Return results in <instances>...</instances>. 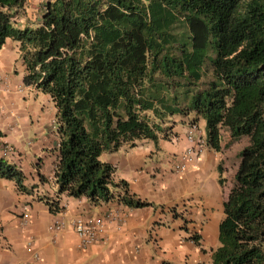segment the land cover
Listing matches in <instances>:
<instances>
[{
	"label": "trees",
	"instance_id": "trees-1",
	"mask_svg": "<svg viewBox=\"0 0 264 264\" xmlns=\"http://www.w3.org/2000/svg\"><path fill=\"white\" fill-rule=\"evenodd\" d=\"M28 1L0 0V50L16 43L22 85L55 109L57 194L149 206L99 157L156 143L175 115L200 118L216 153L223 131L246 139L210 264H264V0H45L18 28ZM0 179L27 192L2 158Z\"/></svg>",
	"mask_w": 264,
	"mask_h": 264
},
{
	"label": "crops",
	"instance_id": "crops-1",
	"mask_svg": "<svg viewBox=\"0 0 264 264\" xmlns=\"http://www.w3.org/2000/svg\"><path fill=\"white\" fill-rule=\"evenodd\" d=\"M23 75L17 45L7 42L0 50V158L24 174L27 192L0 179V264H210L225 206L218 153L206 146L197 162L181 173L174 169L187 148L206 142L204 121L190 124V116L175 115L156 143L103 153L99 159L115 169L114 181L126 182L149 206L93 205L57 194V125L45 116L53 105L24 87ZM193 125L198 132L190 136ZM53 203L58 212L50 210ZM89 218L103 227L83 246L74 223Z\"/></svg>",
	"mask_w": 264,
	"mask_h": 264
},
{
	"label": "rangeland",
	"instance_id": "rangeland-1",
	"mask_svg": "<svg viewBox=\"0 0 264 264\" xmlns=\"http://www.w3.org/2000/svg\"><path fill=\"white\" fill-rule=\"evenodd\" d=\"M44 1L45 0H29L25 8L19 10L13 16V22L16 27L23 28L25 26H32L33 24H36L37 20L43 12L42 5L44 4ZM52 108L50 107L49 110L45 112V116L48 119L50 117H54V119H56V112L53 111ZM199 120L200 118H195L193 119L194 122H192L195 124H199ZM164 129H167V127H164ZM245 144V138L237 141H232L226 131L222 132V147L220 152L218 153L217 167L218 170H221V178L224 180L223 186L220 188L224 203L233 191V175L239 162V152Z\"/></svg>",
	"mask_w": 264,
	"mask_h": 264
},
{
	"label": "built area",
	"instance_id": "built-area-1",
	"mask_svg": "<svg viewBox=\"0 0 264 264\" xmlns=\"http://www.w3.org/2000/svg\"><path fill=\"white\" fill-rule=\"evenodd\" d=\"M197 132V127L195 125L191 126L190 136H192V133ZM199 140L200 142L185 150L182 162L176 164L174 167L178 173L183 172L187 166L194 164L202 156L203 150L206 147V142L204 140L202 141V139ZM63 226V223H61L56 225L55 228L62 230ZM102 227L103 221L99 218H89L74 223L75 232L83 246L93 243L96 240L97 235L102 231Z\"/></svg>",
	"mask_w": 264,
	"mask_h": 264
}]
</instances>
